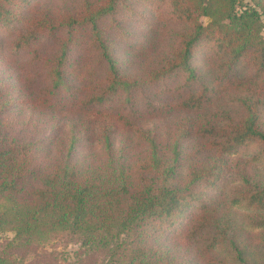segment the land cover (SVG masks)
Returning a JSON list of instances; mask_svg holds the SVG:
<instances>
[{
  "label": "trees",
  "instance_id": "16d2710c",
  "mask_svg": "<svg viewBox=\"0 0 264 264\" xmlns=\"http://www.w3.org/2000/svg\"><path fill=\"white\" fill-rule=\"evenodd\" d=\"M31 1L0 0V25L9 35L5 45L10 53L23 51L41 36L71 34L57 43L59 54L47 68L49 84L43 95L16 98L8 88H0V229L13 233L0 246V264H51L33 257L26 261L25 256L35 255L38 244L60 232L81 245L107 248L109 258L102 264H117L120 257L125 264H217L215 251L226 242L231 226L225 212L216 213L218 201L206 204L204 194L223 177L234 176L240 185L230 197L231 205L264 213V184L257 183L246 162L227 158L232 150L251 144L256 146L255 157H264L261 13L254 7L241 9V0H159L168 4L169 20L179 29L160 62L142 78H133L117 72L106 24L99 22L114 14L122 0L32 8L22 19L21 9ZM255 2L264 13V0ZM200 17H206V23ZM75 28L88 35L79 48L95 52L103 66L98 73L85 54L75 63L67 60L72 44L82 38ZM204 49L209 54L206 63H215V75L195 84L201 74L192 61ZM1 60L9 66L8 57ZM69 65L74 67L69 70ZM236 68L243 72L234 74ZM83 69L92 78L97 73L100 84L96 91L76 95L75 118L70 121L64 119L67 103L59 102L60 94L70 85L69 76L83 77ZM173 72L183 73V90L170 105L179 111L204 112L146 128L131 111L107 104ZM216 86L240 94L234 107L207 111L206 104L215 98L211 92L221 89ZM25 108L37 120L47 119L50 140L20 134L32 126L23 118ZM63 120L68 124L65 143L59 139ZM120 133L127 141L115 145ZM81 137L101 141L104 159L71 160ZM60 147V154L51 153ZM183 164L187 165L181 174ZM259 222L264 225V216ZM121 235L126 239L119 242Z\"/></svg>",
  "mask_w": 264,
  "mask_h": 264
},
{
  "label": "rangeland",
  "instance_id": "374dc122",
  "mask_svg": "<svg viewBox=\"0 0 264 264\" xmlns=\"http://www.w3.org/2000/svg\"><path fill=\"white\" fill-rule=\"evenodd\" d=\"M81 1L32 0L30 6L21 9V18H25V14L33 10L32 8L40 9L61 3L71 6L77 5ZM255 3V0H241L239 5L241 9L254 7L261 13L260 36L264 40V13L261 12ZM118 6L114 14L101 17L99 22L106 24V35L110 42L117 72L124 76L142 78L146 75V71L159 63L162 56L166 54L173 33L179 29V26L170 22V15L168 13L170 8L166 2L159 0H122L118 3ZM200 19L203 23L207 21L206 17H200ZM74 30L82 38L78 40L80 43L72 44L67 60L70 63H75L77 59L83 56L82 54H85L87 55L89 65L99 68L96 71L98 73L103 69V66L101 68V65L97 62L95 52L90 51L87 53L84 48H79L81 43L85 44L89 40L88 35L81 29L75 28ZM69 34L71 33L60 31L57 32L54 38L41 36L23 51L10 53L7 45H5L9 39V35L6 29L0 25V78L3 75L6 76L4 82L0 80V88H8L12 96L16 98L23 97L22 94L26 95L29 93L31 96L43 95L49 84L47 68L55 61V58L59 54L57 43H59L61 37H66ZM3 56L9 58V66L1 60ZM208 56V52L204 49L196 53L193 58L192 65L196 72L201 74V79L199 75V81L195 84L203 80L208 82L215 75L214 61L206 63ZM73 67V65H69L68 69L70 70ZM81 72L83 77L69 76L71 77L70 85L68 83V86L60 94L61 100L59 102L67 103V106L64 107L65 111H67L64 119H69L70 121L72 118H75L76 107L73 105V102L76 95H79L81 91L88 92L89 89L96 91L100 84L95 79L97 73L92 78L85 75V69ZM242 72L243 68H236L234 70V74L236 75H240ZM19 75L27 76L28 80H20ZM182 81L183 73L173 72L157 82L146 86L139 84L136 90L132 89L125 96H116L114 97L115 99H109L107 104L109 106L120 105L125 110L131 111L136 121L146 128L168 124L167 121L180 116H195L198 113L204 112L203 108L179 111L170 105L169 101L176 97L179 91L183 90L180 86ZM217 87L221 89L211 92L212 97L215 98L211 101L210 106L206 104L207 111L216 109L217 106L228 108L233 105L234 107V99L240 94L231 87ZM26 108L23 118L25 122L31 123L32 126L20 134L26 135L25 138H31V136L46 137L47 140H50L53 133L47 123V119L37 120L29 114ZM14 109L16 110V106H14ZM58 109L60 111L63 110L62 107ZM261 112L262 120L264 121V104L261 106ZM37 121H39V124L35 126ZM63 123H66L65 120H63ZM39 125H41L40 128ZM43 125H46L45 129H43ZM64 125L65 128L60 132L59 139L65 143L68 137V124ZM124 141H127L125 140V135L120 133L115 136V145H119L120 142ZM100 142L96 138H78L74 150L70 154L71 160H85L89 162L103 160L105 155ZM54 148L57 149L58 147ZM61 149L62 147L51 153L60 154ZM255 151V144H251L249 148L232 150L227 153V158L232 163L239 161L246 162L257 183L264 184V157L256 158L254 155ZM186 165L180 166L179 170L181 174L185 172ZM171 183L170 181L168 182V184ZM239 185L237 177L225 176L212 186L202 198L206 204L217 200L218 208L216 213L224 215L225 212L231 226L226 242L215 251L217 264H244V262L261 264L264 258V225H261L259 222L264 213L259 214L257 213L258 211L231 205L230 197L239 188ZM198 186L200 185H196V187ZM12 235L11 231L0 229V246L5 239L11 238ZM173 235V233L167 234V237L172 238ZM121 239H126L125 235L120 236L119 242ZM36 247L35 255L27 254L25 256L26 261L33 257V259H46L47 263L51 264H102L109 258L107 248L81 245L73 236L63 232L58 233L48 241L38 244ZM116 261L117 264H125L122 257Z\"/></svg>",
  "mask_w": 264,
  "mask_h": 264
}]
</instances>
